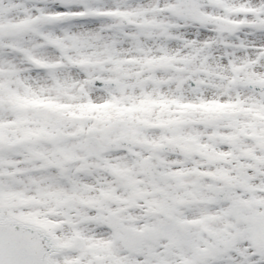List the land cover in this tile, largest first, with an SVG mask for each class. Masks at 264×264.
<instances>
[{"label":"snow or ice","instance_id":"obj_1","mask_svg":"<svg viewBox=\"0 0 264 264\" xmlns=\"http://www.w3.org/2000/svg\"><path fill=\"white\" fill-rule=\"evenodd\" d=\"M0 264H264V0H0Z\"/></svg>","mask_w":264,"mask_h":264}]
</instances>
